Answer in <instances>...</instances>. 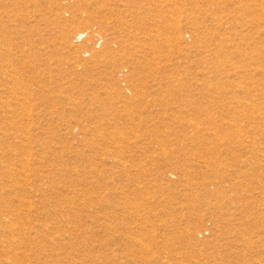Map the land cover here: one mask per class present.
Here are the masks:
<instances>
[{"label": "rangeland", "instance_id": "374dc122", "mask_svg": "<svg viewBox=\"0 0 264 264\" xmlns=\"http://www.w3.org/2000/svg\"><path fill=\"white\" fill-rule=\"evenodd\" d=\"M0 264H264V0H0Z\"/></svg>", "mask_w": 264, "mask_h": 264}, {"label": "bare ground", "instance_id": "6f19581e", "mask_svg": "<svg viewBox=\"0 0 264 264\" xmlns=\"http://www.w3.org/2000/svg\"><path fill=\"white\" fill-rule=\"evenodd\" d=\"M241 20H242V19H241ZM230 24H231V23H230ZM240 25H241V24H240ZM228 39H229V38H228ZM228 39H227V40H228ZM229 42H230V41H229ZM230 43H231V42H230ZM227 46H228V45H227ZM244 72H245V71H244ZM229 74H230V73H229ZM248 74H249V73H248ZM248 74H247V75H248Z\"/></svg>", "mask_w": 264, "mask_h": 264}]
</instances>
